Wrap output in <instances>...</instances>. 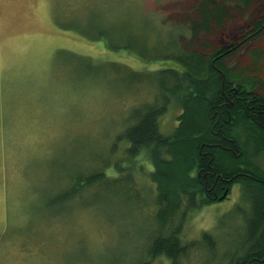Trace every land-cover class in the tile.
<instances>
[{
	"label": "rangeland",
	"instance_id": "1",
	"mask_svg": "<svg viewBox=\"0 0 264 264\" xmlns=\"http://www.w3.org/2000/svg\"><path fill=\"white\" fill-rule=\"evenodd\" d=\"M189 3L0 0V264H227L242 252L250 209L237 184L206 205L183 197L161 226L154 161H124L121 134L145 113L164 135L177 124L189 88L166 68L180 67ZM230 28L225 41L237 39ZM101 170L98 184L69 192ZM172 234L184 250L154 253Z\"/></svg>",
	"mask_w": 264,
	"mask_h": 264
},
{
	"label": "trees",
	"instance_id": "2",
	"mask_svg": "<svg viewBox=\"0 0 264 264\" xmlns=\"http://www.w3.org/2000/svg\"><path fill=\"white\" fill-rule=\"evenodd\" d=\"M182 19L190 37L176 60L180 67L166 68L180 70L189 88L177 124L164 135L155 115L145 113L121 134L124 161L131 158L132 163L139 153L154 161L151 174L164 202L157 215L161 226L166 224L163 214L183 197L186 207L206 205L237 184L250 209L245 216L247 237L242 252L226 258L227 264H264V169L255 161L264 156V76L259 75L264 62V0H190ZM229 24L227 32L237 39L225 41ZM211 35L222 39L210 42ZM250 50L253 57L248 61L235 59ZM114 166L121 171L117 162ZM190 170L194 172L188 176ZM104 173L94 172L83 182L76 179L69 192L98 184L106 178ZM178 189L183 196L178 197ZM202 239L209 244L205 233ZM180 241L173 234L156 238L154 253L173 257L184 250Z\"/></svg>",
	"mask_w": 264,
	"mask_h": 264
},
{
	"label": "water",
	"instance_id": "3",
	"mask_svg": "<svg viewBox=\"0 0 264 264\" xmlns=\"http://www.w3.org/2000/svg\"><path fill=\"white\" fill-rule=\"evenodd\" d=\"M226 190L221 194V196H219L217 199L221 200L224 198V196L226 195Z\"/></svg>",
	"mask_w": 264,
	"mask_h": 264
}]
</instances>
